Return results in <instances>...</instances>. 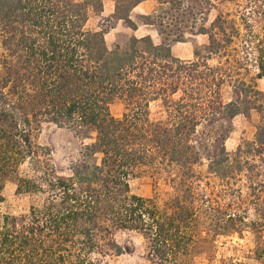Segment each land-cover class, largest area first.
Listing matches in <instances>:
<instances>
[{
  "label": "trees",
  "instance_id": "trees-1",
  "mask_svg": "<svg viewBox=\"0 0 264 264\" xmlns=\"http://www.w3.org/2000/svg\"><path fill=\"white\" fill-rule=\"evenodd\" d=\"M104 1L0 0V202L2 181L11 177L34 200L27 216L0 218V264H113L124 254L119 233L141 235L150 264H188L195 245L264 220V93L247 85L243 99L226 103L224 71L210 64L241 37L237 22L220 13L207 27L204 12L187 6L211 8V0H112L113 19L134 32L131 13L156 1L158 11L141 19L161 43L132 37L126 49H110L107 30L87 28L89 11L102 12ZM247 6L240 20L252 45L249 15L264 0ZM187 22L190 32L182 29ZM187 33L208 37L206 58L199 51L192 61L174 57L172 45L185 43ZM258 70L263 79L264 52ZM118 101L125 104L120 118L111 112ZM153 104L163 110L158 121ZM253 110L261 116L253 141L234 153L225 146L228 133L207 145L203 128ZM47 125L93 131L87 158L100 154V163L85 160L70 177L58 176L51 152L37 142ZM204 155L232 200L229 209L196 189ZM141 169L165 176L173 195L163 202L133 195L129 180ZM244 187L255 226L248 212L232 211Z\"/></svg>",
  "mask_w": 264,
  "mask_h": 264
},
{
  "label": "rangeland",
  "instance_id": "rangeland-1",
  "mask_svg": "<svg viewBox=\"0 0 264 264\" xmlns=\"http://www.w3.org/2000/svg\"><path fill=\"white\" fill-rule=\"evenodd\" d=\"M80 3L83 0H75ZM213 7L201 4H190L187 6L196 7L195 11L204 12L203 19L205 26L209 27L222 13L230 15L231 19L237 22L241 37L234 40V43L225 49L223 54L216 56L210 61L211 66L219 67L224 71L227 80L222 88V96L226 103L243 99L240 89H246L247 85H256L257 90L264 93V78L257 79L259 73V58L264 52V8H253L249 16L251 17L253 31L257 38L253 44L245 43L243 25L240 20L242 13L249 8V0H232L224 2L211 0ZM115 4L112 0L104 1L102 12L89 11V21L87 28L93 32L107 30L105 36L107 46L115 49L119 46L126 49L132 37L143 38L150 36L156 45L161 43L158 31L153 27L142 25V16H149V12L156 13L159 5L156 1H151L131 13L132 19L139 24L137 32L129 29L122 21L113 19ZM166 8V7H165ZM165 8H161V11ZM250 11V9H249ZM255 12V13H254ZM149 13V14H148ZM148 14V15H146ZM199 18V17H198ZM200 19H202L200 17ZM190 32L191 22H187L182 29ZM185 43L180 44L182 54L193 55L199 51L202 58L207 57L206 47L209 39L206 36H193L187 33ZM174 45V44H173ZM195 57H192L194 60ZM182 60V61H192ZM257 104V103H256ZM112 114L116 118L122 117L125 113V104L122 101L116 102L111 108ZM160 104H153L151 108V119L158 121L163 116ZM261 123V116L257 111L250 112L248 117L239 115L233 120H221L213 127L203 128L205 141L208 146H215L221 140L220 136L227 135L225 146L229 153H234L239 145L244 141H253L257 135L258 127ZM40 146L47 148L51 152V164L55 167L58 176L68 178L74 166L81 165L85 160L90 164H99L101 155L87 158L86 148L95 143V133L90 130H68L60 129L54 125L44 126L37 136ZM197 172L203 178L196 186L199 192H204L211 196L215 203L227 209L232 203L231 198L226 194L218 179L212 175L208 169L206 155L197 167ZM165 176L160 177L151 169H141L134 173V177L129 180L131 193L145 199H158L163 202L173 195V189L165 183ZM3 191L0 202V218L2 216H13L20 218L27 216L34 200L27 194H19L17 182L14 177L6 178L2 181ZM244 187V198L233 206L232 211L248 212L247 222L256 225L258 222L255 206L249 202ZM254 225V226H255ZM117 243L124 249V254L114 258L113 264H150L147 260L144 240L136 233H119L115 236ZM188 264H264V220L255 227L243 229L239 233H230L225 236H218L209 242L199 243L193 248V252L188 260Z\"/></svg>",
  "mask_w": 264,
  "mask_h": 264
},
{
  "label": "crops",
  "instance_id": "crops-1",
  "mask_svg": "<svg viewBox=\"0 0 264 264\" xmlns=\"http://www.w3.org/2000/svg\"><path fill=\"white\" fill-rule=\"evenodd\" d=\"M149 2H151V1H147V2L142 3L135 10L139 9L140 7H142L143 5H145V4L149 3ZM149 13L152 14L153 11L152 12L150 11ZM148 14H146V15H148ZM172 53H173L174 57H176V58H178L180 60H192V57H194V54L193 55L187 54L186 56H184L185 54H182L181 48H180V44H174V45H172Z\"/></svg>",
  "mask_w": 264,
  "mask_h": 264
}]
</instances>
